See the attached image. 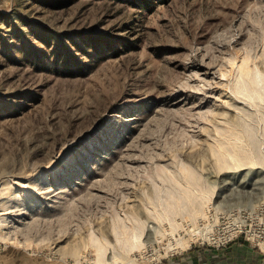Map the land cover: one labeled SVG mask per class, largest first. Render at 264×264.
<instances>
[{"label":"rangeland","instance_id":"obj_1","mask_svg":"<svg viewBox=\"0 0 264 264\" xmlns=\"http://www.w3.org/2000/svg\"><path fill=\"white\" fill-rule=\"evenodd\" d=\"M256 69L264 0H0V264L213 248L264 205Z\"/></svg>","mask_w":264,"mask_h":264},{"label":"crops","instance_id":"obj_2","mask_svg":"<svg viewBox=\"0 0 264 264\" xmlns=\"http://www.w3.org/2000/svg\"><path fill=\"white\" fill-rule=\"evenodd\" d=\"M162 264H264V254L238 239L220 249L199 245Z\"/></svg>","mask_w":264,"mask_h":264},{"label":"built area","instance_id":"obj_3","mask_svg":"<svg viewBox=\"0 0 264 264\" xmlns=\"http://www.w3.org/2000/svg\"><path fill=\"white\" fill-rule=\"evenodd\" d=\"M238 214V223L232 224L227 231L225 229L226 235L224 237L218 236L219 239L214 243L213 248H223L233 241L242 238L264 254V205L252 211L240 210Z\"/></svg>","mask_w":264,"mask_h":264},{"label":"bare ground","instance_id":"obj_4","mask_svg":"<svg viewBox=\"0 0 264 264\" xmlns=\"http://www.w3.org/2000/svg\"><path fill=\"white\" fill-rule=\"evenodd\" d=\"M245 73H247V74H252V70H250V68L247 66L246 68H245ZM247 71V72H246ZM245 73L244 72H242L241 74H240V79H242V86H241V89L243 90V91H245V92H248L249 93V96H250V98L251 99H253L254 97H253V93H255V94H259L258 93V91H257V89L255 88V86L253 85V83H251V85L250 86H248V84L246 83V81H245V79H244V75H245ZM254 73H255V77H254V84L256 83V85H258V87H259V85L260 84H263V81H264V78H263V75H262V73H260V71L258 70V69H256L255 71H254ZM228 157H229V155H228ZM234 159V158H233ZM188 186V185H187ZM186 188V187H185ZM190 188V187H189ZM158 218V217H157ZM158 220H162V218L161 217H159L158 218ZM164 221V220H163ZM162 221V222H163ZM140 224H142V225H140V229L139 228H136V227H133L132 228V230H131V233L130 234H126V236H127V240L128 241H138L139 242V239L141 238V235H142V233H143V225H144V223L143 222H140ZM209 228V227H208ZM213 228V227H212ZM212 228L209 230V232H207L206 233V237L209 239V240H211V241H215V242H217L218 241V239H219V237L217 236V237H215V235L217 234V233H214L213 232V230H212ZM217 229V228H216ZM164 230V229H163ZM174 228H170V230H166L165 229V234H167L168 233V235H171V234H173L174 233ZM163 232V233H164ZM192 232L194 233V236L196 237V236H198L201 232H200V230L199 231H197V232H195V230L193 231L192 230ZM217 232V231H216ZM156 233H157V236H158V238L159 239H161L162 238V236H163V234H162V232L161 231H159V230H156ZM125 236V235H124ZM223 237V236H222ZM126 240V241H127ZM92 242L93 243H96L98 246H99V249H98V251H99V256L100 257H103L104 256V254H105V251H106V247H107V242H105V241H102V240H98V239H92ZM214 242V243H215ZM168 245V244H167ZM140 246V245H139ZM182 246V243L180 242V241H178V240H176L175 242H172L171 241V244H169L168 245V249L170 250V251H176V250H179L180 249V247ZM75 249V248H74ZM77 250V249H76ZM75 250V251H76ZM74 251V250H73ZM72 251V252H73ZM74 251V252H75ZM115 257V259L117 260V256L115 255L114 256Z\"/></svg>","mask_w":264,"mask_h":264}]
</instances>
